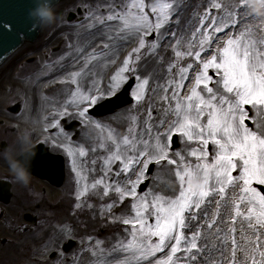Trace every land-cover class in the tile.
<instances>
[{
    "label": "snow or ice",
    "instance_id": "6c2138e0",
    "mask_svg": "<svg viewBox=\"0 0 264 264\" xmlns=\"http://www.w3.org/2000/svg\"><path fill=\"white\" fill-rule=\"evenodd\" d=\"M185 3L109 0L107 15L90 13L89 28L103 26L100 51L87 53L81 70L68 73L76 89L67 104L86 120H91L89 106L116 95L129 74L135 73L136 106L144 103L149 92L159 90L158 117H153L149 102L142 131L137 132L135 116L122 137L109 129L107 140L115 147L103 157L104 175L90 186L78 162L87 151L82 146H64L76 174V200L81 201L90 188L102 186V198L110 193L116 198L102 206L101 217L126 226L114 242L108 238V248L101 239L92 245L89 237L92 255L101 257L99 264H264V21L243 23L239 17L250 15L245 0L234 5L206 0V6L197 5L193 19L181 31ZM193 20L198 26L188 35ZM173 23L175 30L169 27ZM121 41L136 46L110 77L107 88L93 79L83 89L78 78L95 75L89 70L93 61L103 58L105 64L115 63ZM162 46L170 47L173 55L164 70V82L150 87L153 74H139L141 53L163 64ZM82 52L76 49L77 56ZM66 112L67 107L58 115ZM52 127H59V121ZM176 136L184 148L174 151ZM117 162L119 168L113 171ZM151 165L175 166L170 169L175 177L170 181L171 195L145 184L154 179ZM142 184L146 191L140 189ZM126 200L130 213L116 214L113 209Z\"/></svg>",
    "mask_w": 264,
    "mask_h": 264
},
{
    "label": "flooded vegetation",
    "instance_id": "af4514ba",
    "mask_svg": "<svg viewBox=\"0 0 264 264\" xmlns=\"http://www.w3.org/2000/svg\"><path fill=\"white\" fill-rule=\"evenodd\" d=\"M76 1L81 0L62 3L55 11L59 21L56 18L36 41L24 45L0 66V152L10 146L19 149L20 142L26 141L29 150L35 152L34 167L43 166L52 171L54 166L64 174L61 187L32 172L29 183L20 184L14 181L7 163L0 157V253H4L0 264H72L69 258L59 257L66 243L61 250H52L48 257L44 255L45 259L41 258V248L55 243L57 231H51V218L46 210L49 208L55 214L56 192L70 181L71 158L64 146L77 143L85 131L81 117L72 116L74 106L67 104L76 89L68 73L80 71L85 55L96 50L99 42L88 47L82 29L78 28L83 24L86 9L77 6L66 12ZM77 48L83 49L79 56ZM103 62V58L93 61L89 70L97 76L103 70L102 84H105L121 64L120 57L105 68ZM134 77L135 73L129 74V80ZM78 80L87 90L92 78ZM116 95L107 96L96 105ZM96 105L89 106L88 113ZM65 107L67 112L58 115ZM56 121L59 127H52ZM15 246L18 250L12 249Z\"/></svg>",
    "mask_w": 264,
    "mask_h": 264
},
{
    "label": "rangeland",
    "instance_id": "374dc122",
    "mask_svg": "<svg viewBox=\"0 0 264 264\" xmlns=\"http://www.w3.org/2000/svg\"><path fill=\"white\" fill-rule=\"evenodd\" d=\"M117 4L121 2V0H115ZM218 2L223 3L224 5H234L237 4V0H218ZM109 4V0H81L76 1L73 5H71L66 12L75 10L77 6L86 9V12L83 16V24H79L78 28L82 29V34L86 38V42L88 47L93 45L97 46V40H99L98 45L101 43L103 37L100 36V32L103 26H97L95 28H89V25L93 22L90 19V13L94 15H107L109 9L107 5ZM85 5V6H83ZM197 5H202V7L206 6V0H186L184 6H182L181 11L184 13L182 17H185V14L193 17V12L197 10ZM202 10V8H201ZM231 10V9H230ZM248 9L246 8L245 11ZM213 14H217L216 10H212ZM241 15L240 17H242ZM239 17V18H240ZM58 21L60 18H57ZM175 17H173V20ZM87 21V23H85ZM115 23V22H112ZM181 23V31H183L185 25ZM198 26L196 21L193 20V27L189 29L188 35H191V31ZM169 27H172V30H175V24H171ZM163 31V30H162ZM95 38H93V36ZM217 35L223 36V33H218ZM90 36V37H89ZM93 38V39H92ZM149 40L152 37H148ZM135 43L125 44L123 41L119 42V53L120 64L126 58L127 54L131 51L132 47H135ZM95 51H100L99 46ZM160 53L165 54V61L163 64L157 63V58L155 56H143L139 64V74L141 77L148 75L151 72L152 82H150V87L155 86V82L159 81L161 83L164 82L163 75L164 70L167 68V64L169 59L172 57L171 48L168 47L167 50L164 46L160 48ZM103 67L105 68V61L103 62ZM100 76L91 75L88 76L89 79L92 78L97 81V85L103 89H106L108 86V81H105L102 84V78L104 77V71H100ZM115 74V73H114ZM112 75H110L111 77ZM91 81L87 83L88 88L91 86ZM149 102L152 104V115L153 117H158V109L160 107L159 103V90H157L156 94L149 92L144 103L141 106H136V101L133 105L128 106L114 115L105 117L103 119H94L91 117V120H86L81 118V120L85 123V131L83 133L82 138L77 143H72L71 146L73 148L82 146L87 151L88 155L86 157L79 158V163L84 166L83 175L87 176L86 183L90 186L96 179L101 178L104 173L102 171L103 166V157L108 155V150H114V145L111 141L107 140L109 129L115 130L114 134L116 136L122 137L123 135L128 133V128L133 122V117H137L136 123L138 124L137 132L139 133L145 127L144 121L147 118V110L149 106ZM59 114V113H58ZM69 115L70 111L68 112ZM77 109L73 107L72 116L73 118H79ZM80 119V118H79ZM155 123V120L152 121ZM247 123V122H246ZM100 124L102 127L98 128L95 125ZM177 147L173 148V150H179L184 148V144L180 142V138L177 136ZM101 144H104L105 147H100ZM95 148V151L92 149ZM92 160H96V163L93 165ZM175 166H168L167 168H158L157 166L154 169V173L152 176L154 179L150 180V185L154 191L160 192L165 191L167 194L171 195V186L170 181L175 179L174 173L170 172V169H174ZM119 162L113 165V171L118 170ZM94 169V171L92 170ZM111 175V174H110ZM112 179H117L115 176H112ZM85 182H81V187ZM178 187V185H177ZM76 192H77V183H76V174L72 171V159L70 165V181L69 185L66 186L62 190H57L56 192V211L55 214L47 208L46 213H49L51 218V231H57V235L55 236V243L50 246H42L41 248V258H44V255L48 257V254L52 250L59 251L61 250L64 243H67L69 239H74L77 242V246L67 255L64 251L61 252L59 256L61 259L69 258L72 264H99L101 257L99 255L93 256L90 251L89 245V237L92 238V245L95 244L96 239H101L105 241L103 245L104 248H108L111 246V242L108 240L111 237V241H115L117 234L123 235L122 229L126 226L120 223H110V217L102 218L101 210L102 206L110 203L113 199L116 198L114 193H110L108 197L102 198L103 187L98 186L96 189H91L89 192L81 198L83 201V206L79 209L75 207L77 203H81V201L76 200ZM88 204L92 205V208L88 207ZM130 204V201H125L123 205L120 207L113 209L116 214H119L121 211H126L130 213V207H127ZM18 243L17 241H15ZM12 249L18 248L15 246ZM163 255V254H158ZM35 257H32L34 259ZM0 259H4V253H0ZM3 262V261H2Z\"/></svg>",
    "mask_w": 264,
    "mask_h": 264
},
{
    "label": "water",
    "instance_id": "95a60500",
    "mask_svg": "<svg viewBox=\"0 0 264 264\" xmlns=\"http://www.w3.org/2000/svg\"><path fill=\"white\" fill-rule=\"evenodd\" d=\"M62 2H65V0H53L54 8L56 9ZM34 6L35 0H0V65L22 46L36 41L42 35L45 27H35L29 17V12ZM72 18L73 15L69 19L72 20ZM128 85L132 87L129 88ZM134 86L135 79L133 78L115 97L91 109L89 111L90 115L102 118L131 105L134 101L131 97ZM173 139V148H176L178 144L177 136ZM155 166H150V175L154 173ZM52 168L51 171L43 166L34 167L32 160L30 172L49 180L57 187H61L64 184L63 170L56 169L54 166ZM145 184L149 185L150 181H146ZM145 184L140 186L141 190H147ZM75 246L76 242L71 240L65 246V251L70 252Z\"/></svg>",
    "mask_w": 264,
    "mask_h": 264
},
{
    "label": "clouds",
    "instance_id": "9594fccd",
    "mask_svg": "<svg viewBox=\"0 0 264 264\" xmlns=\"http://www.w3.org/2000/svg\"><path fill=\"white\" fill-rule=\"evenodd\" d=\"M245 3L250 14L264 17V0H245ZM29 17L35 27H46L52 24L57 18L53 0H35V6L29 12ZM0 157L7 163L15 182L24 185L29 183L31 162L35 152L29 150L26 141L20 142L19 149L11 146L3 149Z\"/></svg>",
    "mask_w": 264,
    "mask_h": 264
},
{
    "label": "bare ground",
    "instance_id": "6f19581e",
    "mask_svg": "<svg viewBox=\"0 0 264 264\" xmlns=\"http://www.w3.org/2000/svg\"><path fill=\"white\" fill-rule=\"evenodd\" d=\"M192 2H194V0H192ZM247 12H249V11L247 10ZM192 19H193V17H191L188 14H185V17L183 18V23L182 24L186 25L187 21L188 20H192ZM240 19L243 21V23L250 24V25H259V24H261L262 21H264V17L255 16L253 14H250L248 17L242 16V17H240ZM170 28H172V27H170ZM253 30L257 34H259V29H256L254 27Z\"/></svg>",
    "mask_w": 264,
    "mask_h": 264
}]
</instances>
